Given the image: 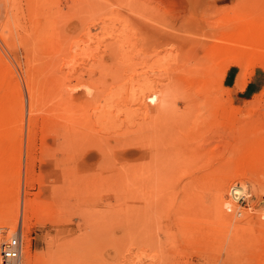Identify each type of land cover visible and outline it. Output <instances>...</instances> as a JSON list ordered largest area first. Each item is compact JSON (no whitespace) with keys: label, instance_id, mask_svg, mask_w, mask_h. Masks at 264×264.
Returning <instances> with one entry per match:
<instances>
[{"label":"rangeland","instance_id":"obj_1","mask_svg":"<svg viewBox=\"0 0 264 264\" xmlns=\"http://www.w3.org/2000/svg\"><path fill=\"white\" fill-rule=\"evenodd\" d=\"M15 235L11 264H264V0H0V264Z\"/></svg>","mask_w":264,"mask_h":264},{"label":"built area","instance_id":"obj_2","mask_svg":"<svg viewBox=\"0 0 264 264\" xmlns=\"http://www.w3.org/2000/svg\"><path fill=\"white\" fill-rule=\"evenodd\" d=\"M17 236V235H16ZM21 254V239L19 236L12 237L9 241L5 242L1 247V255L3 260L11 264L19 259Z\"/></svg>","mask_w":264,"mask_h":264},{"label":"crops","instance_id":"obj_3","mask_svg":"<svg viewBox=\"0 0 264 264\" xmlns=\"http://www.w3.org/2000/svg\"><path fill=\"white\" fill-rule=\"evenodd\" d=\"M253 90H254L253 85H252L251 83H248V84H246L245 87H244L242 90H240L238 93H239V94H248V93H252Z\"/></svg>","mask_w":264,"mask_h":264},{"label":"bare ground","instance_id":"obj_4","mask_svg":"<svg viewBox=\"0 0 264 264\" xmlns=\"http://www.w3.org/2000/svg\"><path fill=\"white\" fill-rule=\"evenodd\" d=\"M31 95H32V94H31ZM31 98H32V97L30 96V99H31ZM31 104H32V102H31ZM30 107H31V106H30ZM31 108H32V107H31ZM25 207H26V204H25ZM22 216H23V215H22ZM21 235H22V241H23V238H24L23 233H22ZM12 237H17V236L15 235V236H12ZM12 237H11V238H12ZM11 238H10V239H11ZM10 239H9V240H10ZM9 240H8V241H9ZM6 242H7V241H6ZM4 243H5V242H4ZM4 243L2 242V244H4ZM1 247H2V245H1ZM23 251H24V242H23ZM22 253H23V252H22ZM19 264H22V262L20 261Z\"/></svg>","mask_w":264,"mask_h":264}]
</instances>
